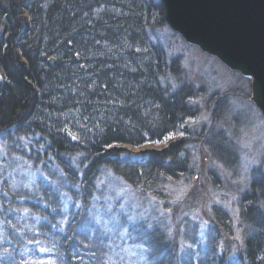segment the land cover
<instances>
[{"label":"trees","instance_id":"obj_1","mask_svg":"<svg viewBox=\"0 0 264 264\" xmlns=\"http://www.w3.org/2000/svg\"><path fill=\"white\" fill-rule=\"evenodd\" d=\"M166 25L162 0H0V146L41 172L36 190L10 194L6 217L0 215L1 260L106 264L105 237L90 239L85 220L75 206L63 209L56 187L85 209L86 195L108 171L154 194L187 176L192 140H202L219 163L232 160L229 143L212 127L190 126L199 116V92L181 79V60L154 39L155 29ZM212 115H219V104ZM169 138L160 149L144 148ZM240 202L236 253L232 242H223L237 238L221 214L215 216L221 226L192 254L177 256L159 226L143 227L145 264H264L261 176ZM17 208L30 213V223L39 217L37 226L19 224ZM26 237L32 247L52 251L18 260L16 248Z\"/></svg>","mask_w":264,"mask_h":264},{"label":"rangeland","instance_id":"obj_2","mask_svg":"<svg viewBox=\"0 0 264 264\" xmlns=\"http://www.w3.org/2000/svg\"><path fill=\"white\" fill-rule=\"evenodd\" d=\"M154 37L169 57L181 60V79L191 83L199 92L195 101L199 116L190 126L198 132L203 127H212L213 134L221 135L229 143L232 160L221 164L212 157L209 147L202 140H192L188 147L190 169L187 176L168 181L163 191L154 194L140 193L108 171L99 178L96 188L86 195V199L90 198L85 209L81 201L74 202L67 191L54 185L56 190H60L63 209L70 210L75 206V212L82 216L81 221L85 220L83 229L90 232V239L92 236L98 239L105 237L101 242L106 248V264H145L148 248L143 227L150 228L152 225L159 226L172 239L177 256L192 254L199 244L207 243L211 232L220 225L215 216L221 214L231 225L232 236L237 238L233 243L234 238L228 242L223 237V242L226 245L232 242L236 253L240 237L241 196L255 176H261L264 185V114L253 101L251 79L231 70L198 46L187 43L168 25L155 29ZM218 104L219 115L213 117ZM221 106L223 115H220ZM169 140L171 138L162 144H148L144 148L160 149ZM13 159L2 144L0 193L6 203L4 207L0 204V215L3 217L9 209L10 194L17 190H36V182L39 183L41 178V172L26 167L23 160ZM24 200L18 198L17 202ZM13 213L27 230L28 226L36 227L40 221L35 216L30 223L31 215L25 209L17 208ZM219 231L221 236L225 235L221 229ZM5 233L0 227V242ZM16 249L20 256L18 260L24 262H27L26 256L36 255L37 251L38 255L52 251L43 246L32 247L28 237L25 238V245H18ZM3 252L0 250V255L4 256ZM2 262L0 259L1 264H16L14 261ZM37 262L56 264V258L39 259Z\"/></svg>","mask_w":264,"mask_h":264},{"label":"water","instance_id":"obj_3","mask_svg":"<svg viewBox=\"0 0 264 264\" xmlns=\"http://www.w3.org/2000/svg\"><path fill=\"white\" fill-rule=\"evenodd\" d=\"M162 2L174 32L251 79L253 101L264 114V0Z\"/></svg>","mask_w":264,"mask_h":264},{"label":"snow or ice","instance_id":"obj_4","mask_svg":"<svg viewBox=\"0 0 264 264\" xmlns=\"http://www.w3.org/2000/svg\"><path fill=\"white\" fill-rule=\"evenodd\" d=\"M181 135H183V133H181ZM73 139H77V137L73 135ZM110 147H111V145H110ZM40 250L45 251V249H40Z\"/></svg>","mask_w":264,"mask_h":264}]
</instances>
